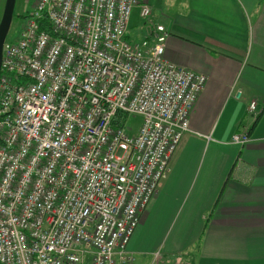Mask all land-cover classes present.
Wrapping results in <instances>:
<instances>
[{"label":"built area","instance_id":"2783aa9c","mask_svg":"<svg viewBox=\"0 0 264 264\" xmlns=\"http://www.w3.org/2000/svg\"><path fill=\"white\" fill-rule=\"evenodd\" d=\"M137 6L151 32L132 41ZM27 13L0 72V264H136L131 240L207 77L166 59L171 32L148 0H36Z\"/></svg>","mask_w":264,"mask_h":264},{"label":"crops","instance_id":"0c3cea01","mask_svg":"<svg viewBox=\"0 0 264 264\" xmlns=\"http://www.w3.org/2000/svg\"><path fill=\"white\" fill-rule=\"evenodd\" d=\"M148 4L171 32L166 59L207 84L130 252L136 264H264V0ZM134 10L137 41L151 28ZM238 133L250 142L233 144Z\"/></svg>","mask_w":264,"mask_h":264},{"label":"rangeland","instance_id":"374dc122","mask_svg":"<svg viewBox=\"0 0 264 264\" xmlns=\"http://www.w3.org/2000/svg\"><path fill=\"white\" fill-rule=\"evenodd\" d=\"M16 2H17V9L14 12V19H13L12 25L10 27L9 33L7 35L6 42H11V41L15 42V41H18L20 39V34H21L22 28L25 24L24 21H25L26 16L28 15L27 12L32 9L36 0H17ZM5 5H6V0H0V22H1L2 13L4 11ZM138 14H139V11H135V10L133 11V15H134V17H132L133 25H134L136 19L138 18L137 17ZM147 23H148L147 21H144L142 24L145 27V25H147ZM127 36L132 41L137 38L136 37V29L133 26L130 27V29L128 30ZM141 122H142V119L140 117H130V118H128L126 124H127V126H132V127H134V129L138 130L141 126ZM187 258L189 259V257H187ZM155 259H156V256H155ZM161 259H162V257L160 255L156 259V262L160 263ZM185 262L186 261L183 260V261H180L179 264H187ZM85 264H91L89 256L86 258ZM171 264H173V263H171Z\"/></svg>","mask_w":264,"mask_h":264},{"label":"water","instance_id":"95a60500","mask_svg":"<svg viewBox=\"0 0 264 264\" xmlns=\"http://www.w3.org/2000/svg\"><path fill=\"white\" fill-rule=\"evenodd\" d=\"M17 0H6L2 20L0 23V72L3 58V48L7 35L13 22L15 7Z\"/></svg>","mask_w":264,"mask_h":264},{"label":"flooded vegetation","instance_id":"af4514ba","mask_svg":"<svg viewBox=\"0 0 264 264\" xmlns=\"http://www.w3.org/2000/svg\"><path fill=\"white\" fill-rule=\"evenodd\" d=\"M17 9V2H16V7H15V10ZM4 12V11H3ZM2 16H3V13H2ZM13 19H14V17H13ZM1 20H2V18H1ZM1 23V22H0Z\"/></svg>","mask_w":264,"mask_h":264}]
</instances>
